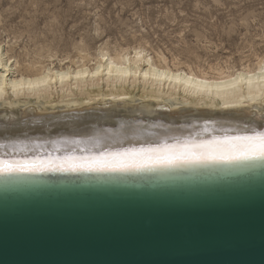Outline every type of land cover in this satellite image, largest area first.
<instances>
[{
  "label": "water",
  "instance_id": "95a60500",
  "mask_svg": "<svg viewBox=\"0 0 264 264\" xmlns=\"http://www.w3.org/2000/svg\"><path fill=\"white\" fill-rule=\"evenodd\" d=\"M162 170L0 176V264H264V162Z\"/></svg>",
  "mask_w": 264,
  "mask_h": 264
},
{
  "label": "bare ground",
  "instance_id": "6f19581e",
  "mask_svg": "<svg viewBox=\"0 0 264 264\" xmlns=\"http://www.w3.org/2000/svg\"><path fill=\"white\" fill-rule=\"evenodd\" d=\"M4 55L0 45V86L4 88L0 95V160L92 157L165 143L200 144L218 137L264 132V81L260 80L264 57L252 67L218 69L210 75L158 63L141 46L114 51L100 47L94 62L88 64L84 60L87 55L82 53V62L75 66H65L62 60L59 65L22 64ZM100 69L99 75H94ZM124 71L130 74H119ZM238 73L257 74L252 77V92L247 84L238 86L240 91L231 87V78ZM18 80L26 86L14 92L12 84ZM256 162H264V158L181 162L154 168L185 172ZM139 171L38 173L128 178L137 175L128 172ZM15 175L19 174L0 173Z\"/></svg>",
  "mask_w": 264,
  "mask_h": 264
},
{
  "label": "rangeland",
  "instance_id": "374dc122",
  "mask_svg": "<svg viewBox=\"0 0 264 264\" xmlns=\"http://www.w3.org/2000/svg\"><path fill=\"white\" fill-rule=\"evenodd\" d=\"M0 45L22 64L65 66L141 46L211 75L264 57V0H0Z\"/></svg>",
  "mask_w": 264,
  "mask_h": 264
},
{
  "label": "snow or ice",
  "instance_id": "6c2138e0",
  "mask_svg": "<svg viewBox=\"0 0 264 264\" xmlns=\"http://www.w3.org/2000/svg\"><path fill=\"white\" fill-rule=\"evenodd\" d=\"M107 59V57H105ZM98 70L94 75H99ZM111 74V69L109 70ZM129 75L127 71L119 73ZM86 75V73H85ZM147 75V73H145ZM256 73H238L231 79V87L237 91L243 84L249 85V92H252L251 85L255 83L252 77ZM260 80L264 81V62L260 69ZM23 80L15 81L12 84L14 92L25 88ZM27 87H35L28 84ZM4 94L3 86H0V95ZM264 95V93H262ZM224 107H229L225 104ZM258 158H264V132L253 134L224 136L200 144H163L151 147L125 149L118 152H105L99 156L76 157L68 156L55 160H32V161H5L0 160V173H37L45 171H121L144 170L154 167L174 166L181 162L201 161H224V162H247Z\"/></svg>",
  "mask_w": 264,
  "mask_h": 264
}]
</instances>
